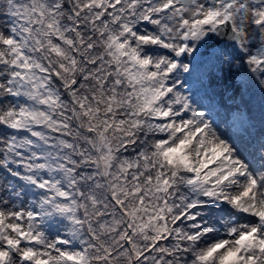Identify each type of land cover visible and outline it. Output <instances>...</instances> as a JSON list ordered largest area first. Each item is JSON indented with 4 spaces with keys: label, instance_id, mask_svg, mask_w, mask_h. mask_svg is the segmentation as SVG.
<instances>
[{
    "label": "snow or ice",
    "instance_id": "obj_1",
    "mask_svg": "<svg viewBox=\"0 0 264 264\" xmlns=\"http://www.w3.org/2000/svg\"><path fill=\"white\" fill-rule=\"evenodd\" d=\"M0 264H264V0H0Z\"/></svg>",
    "mask_w": 264,
    "mask_h": 264
},
{
    "label": "rangeland",
    "instance_id": "obj_2",
    "mask_svg": "<svg viewBox=\"0 0 264 264\" xmlns=\"http://www.w3.org/2000/svg\"><path fill=\"white\" fill-rule=\"evenodd\" d=\"M184 90L187 91V85H185ZM205 103H207V101ZM203 110H206V109H203ZM217 111H218V115H217V121L218 122L224 121L225 119H227V113L223 108L217 106ZM220 127H221V130L225 129V125L223 123L220 124Z\"/></svg>",
    "mask_w": 264,
    "mask_h": 264
}]
</instances>
